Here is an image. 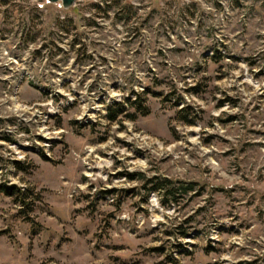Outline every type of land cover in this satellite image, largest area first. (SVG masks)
I'll return each mask as SVG.
<instances>
[{
    "label": "rangeland",
    "instance_id": "obj_1",
    "mask_svg": "<svg viewBox=\"0 0 264 264\" xmlns=\"http://www.w3.org/2000/svg\"><path fill=\"white\" fill-rule=\"evenodd\" d=\"M113 1L0 0V264H264V0Z\"/></svg>",
    "mask_w": 264,
    "mask_h": 264
},
{
    "label": "trees",
    "instance_id": "obj_2",
    "mask_svg": "<svg viewBox=\"0 0 264 264\" xmlns=\"http://www.w3.org/2000/svg\"><path fill=\"white\" fill-rule=\"evenodd\" d=\"M122 0H114V4L116 7H119V11L117 12L116 16L117 18H119L120 20H124V21H131L133 18H136V16H138V12L136 11V9L133 6H126L120 9V2ZM98 9H102L100 6H98ZM111 9L110 6H108L105 10H104V15L108 16V12ZM139 18V17H138ZM126 103L129 104L130 107L135 109V113L133 114H128L127 118L130 120H136L139 116V112H141L142 116H148L150 114V110L148 107H145L144 105V99H143V95L137 94L135 101H131L130 99L126 100ZM117 111H113V108L109 110V113L107 115V119L111 122H116L118 120L119 115L123 114L124 108L125 106L122 104H118L117 107ZM187 110H182V112L184 113ZM188 122V121H186ZM152 189L151 190H158L161 193H163L164 197L166 200H170V202H174L177 203L178 200L176 199V195L179 192H183V194H188L189 192L194 190V186L193 185H188V186H182V187H174L173 183L169 180H158L157 181H152ZM16 188V187H15ZM17 201H20L22 203H26V194L24 193V191L22 190H17ZM185 236V235H184Z\"/></svg>",
    "mask_w": 264,
    "mask_h": 264
},
{
    "label": "water",
    "instance_id": "obj_3",
    "mask_svg": "<svg viewBox=\"0 0 264 264\" xmlns=\"http://www.w3.org/2000/svg\"><path fill=\"white\" fill-rule=\"evenodd\" d=\"M77 0H48L50 4H60L65 9L72 8Z\"/></svg>",
    "mask_w": 264,
    "mask_h": 264
}]
</instances>
